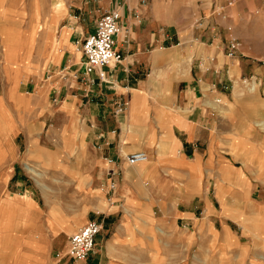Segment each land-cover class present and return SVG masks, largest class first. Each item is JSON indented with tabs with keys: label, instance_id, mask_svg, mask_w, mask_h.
Segmentation results:
<instances>
[{
	"label": "crops",
	"instance_id": "obj_1",
	"mask_svg": "<svg viewBox=\"0 0 264 264\" xmlns=\"http://www.w3.org/2000/svg\"><path fill=\"white\" fill-rule=\"evenodd\" d=\"M20 1L0 0V135L24 133L26 140L0 136V166L23 150L19 164L88 187V215L68 229L101 222L86 264H264V129L220 88L246 75L264 80V64L243 59L240 48L226 55L238 37L233 0H87L82 33H73L77 53L73 34L57 30L63 7L55 13L49 0ZM111 9L120 12L123 58L104 66L101 80L98 71L84 73L78 46ZM247 23L250 35L263 37V14ZM51 82L60 84L57 111L78 129L72 145L35 140L48 117ZM81 119L92 122L84 140ZM140 150L148 159L128 165L124 155ZM71 155L75 163L59 158ZM8 180L22 181L15 171ZM28 201L14 213H36L51 227L52 213ZM3 238L17 236L10 228Z\"/></svg>",
	"mask_w": 264,
	"mask_h": 264
},
{
	"label": "rangeland",
	"instance_id": "obj_2",
	"mask_svg": "<svg viewBox=\"0 0 264 264\" xmlns=\"http://www.w3.org/2000/svg\"><path fill=\"white\" fill-rule=\"evenodd\" d=\"M27 1L21 0L18 3L21 4L23 2L22 5H26ZM34 1L38 2V0ZM86 1L82 0V7L78 8L74 6L76 3H79L78 0H49V4L55 13H59L63 7L64 14L66 15L58 26L57 30L59 32L63 28L65 33H82L81 25L84 24L82 13L86 10L84 9V6L87 5ZM233 3L235 5L234 17L239 20L235 28L238 31L236 34L238 37L234 38L239 43L242 53L241 57L253 63H259V66H261L264 64V33L263 37H253L250 35L248 28L245 27V24H248V18H252L255 14L264 15V0H233ZM85 14L89 16L87 10ZM94 20L92 18L90 22L88 21L90 26H92ZM25 23L26 21H22V25ZM184 25L182 23V27ZM38 26L39 29L43 28L41 22H38ZM250 32L252 33V29ZM75 34L71 37L74 52H76L75 47L80 39V36ZM5 40L13 42L15 38L9 36ZM67 57L64 59L62 65H67V60L72 59L71 55ZM70 65H72L71 62ZM64 70L65 67L62 66L60 72ZM46 81L44 77L41 83H47ZM50 87L48 117L42 136L36 138L34 135L35 140L46 142L49 147H53L57 141H62L63 145H72L73 132L77 133L78 129L72 119L68 118L66 114L57 111V89L60 87V84L51 82ZM220 88L230 100L233 99L232 95H236L235 97L240 99V102L236 105L237 108L235 107L236 110H240L244 115H250L254 123L258 120L257 125L264 128V80L260 81L254 79L252 75H246L240 81V85H225ZM19 91L24 94L33 92L30 86L19 87ZM224 101L227 105H232V102H227L226 99ZM224 101L221 100L220 103H224ZM79 122L82 124L80 130L81 140H84V134L92 126V122L83 121L82 119ZM1 125H4L2 120H0ZM69 127H71L70 130H68ZM0 129H3V127ZM0 136L6 138L7 141L11 137V140L18 144H23L26 140V134L24 133L16 135L3 133ZM24 153L25 151H20L16 158L17 160H15V162L17 161L16 164L10 161L0 166V264H61L64 260H67L68 264H72L75 261L69 258L63 257L58 260L57 254L65 251L69 236L84 224L78 225L73 230H68L72 227L75 219L84 218L88 215V199H84L83 196L87 194L88 187L82 185L78 187L77 183L70 180L66 173L63 175L51 170L42 173L39 169L28 163L31 165L30 167H33L39 173V176L32 175L25 168L29 165L25 163L24 165L22 163L19 164L18 162ZM59 158L64 159V162L67 164L75 163V155H71L70 157L60 156ZM14 171L19 177L21 176V185H18L16 180H8L9 173H13ZM259 185L263 187L264 183H260ZM26 189L28 191H25ZM29 199H33L40 210L52 213L53 220L49 223L51 227L47 229L38 219L40 215L36 213L32 214L35 218L34 222L31 221V214L14 213L15 208L23 206L26 201L30 203ZM92 214L97 215V212L96 214ZM10 228L17 236V239L13 243L3 238V234ZM11 248L14 251L16 250V253L13 255L11 254L12 251L9 250Z\"/></svg>",
	"mask_w": 264,
	"mask_h": 264
},
{
	"label": "built area",
	"instance_id": "obj_3",
	"mask_svg": "<svg viewBox=\"0 0 264 264\" xmlns=\"http://www.w3.org/2000/svg\"><path fill=\"white\" fill-rule=\"evenodd\" d=\"M120 12L117 9L102 12L95 20L93 30L86 34L79 43L81 66L85 74L98 71L99 79L104 80L101 70L106 65L119 63L123 56L116 48V37L121 32L119 24ZM239 43L231 38L228 43L227 56L233 57L238 51ZM121 108H118V112ZM148 159L144 151H134L124 155L128 165L145 162ZM110 189L115 185L110 184ZM101 222L90 219L73 232L67 242L65 251L57 254V259L69 258L75 262L86 264V261L96 245V236L101 230Z\"/></svg>",
	"mask_w": 264,
	"mask_h": 264
},
{
	"label": "bare ground",
	"instance_id": "obj_4",
	"mask_svg": "<svg viewBox=\"0 0 264 264\" xmlns=\"http://www.w3.org/2000/svg\"><path fill=\"white\" fill-rule=\"evenodd\" d=\"M260 125H262V124H260ZM261 127H262V126H261ZM263 129H264V128H263ZM25 168H26V170H27L29 173H31L32 175H34V176H39V173H38L33 167L26 166Z\"/></svg>",
	"mask_w": 264,
	"mask_h": 264
}]
</instances>
